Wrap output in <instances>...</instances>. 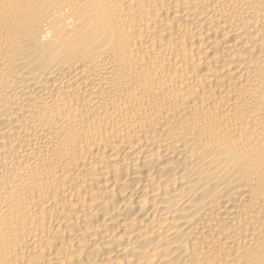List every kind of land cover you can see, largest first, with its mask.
<instances>
[{
	"label": "bare ground",
	"instance_id": "6f19581e",
	"mask_svg": "<svg viewBox=\"0 0 264 264\" xmlns=\"http://www.w3.org/2000/svg\"><path fill=\"white\" fill-rule=\"evenodd\" d=\"M0 264H264V0H0Z\"/></svg>",
	"mask_w": 264,
	"mask_h": 264
}]
</instances>
